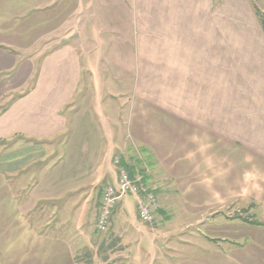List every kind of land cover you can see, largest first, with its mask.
Instances as JSON below:
<instances>
[{
    "label": "crops",
    "instance_id": "0c3cea01",
    "mask_svg": "<svg viewBox=\"0 0 264 264\" xmlns=\"http://www.w3.org/2000/svg\"><path fill=\"white\" fill-rule=\"evenodd\" d=\"M106 32L135 52L128 130L144 153L175 169L184 205L203 211L236 197L264 208V31L251 0H0V103L20 92L0 112V264H81L67 232L56 231V212L39 216L37 206L85 192L65 207L81 222L96 195L100 204L104 148L91 152L80 136L70 159L53 140L73 124L67 111L93 63L88 41L99 44ZM257 221L219 222L216 236L190 242H209V253L176 264H264ZM221 239L242 244L227 249Z\"/></svg>",
    "mask_w": 264,
    "mask_h": 264
},
{
    "label": "rangeland",
    "instance_id": "374dc122",
    "mask_svg": "<svg viewBox=\"0 0 264 264\" xmlns=\"http://www.w3.org/2000/svg\"><path fill=\"white\" fill-rule=\"evenodd\" d=\"M251 3L252 6L254 3L264 11L261 7L262 0L260 2L251 0ZM121 18L125 19L123 16ZM55 38L57 37L55 36ZM55 38H51L50 41L33 49L32 52L43 53L45 51L42 50L43 47H47L45 44L54 42ZM104 38L105 40L99 44L96 41H88V52L92 55L85 56H90L93 63L92 65L85 63V72L79 91L67 111L73 124L66 133L61 134L53 141L57 143L56 148H58L59 155L61 154L60 157L62 154H67L70 155V159L76 156L77 142L80 136L88 139L91 152L93 148H104L105 158L101 167L106 173L105 181L103 182L104 179L101 181L98 191L94 188V191L99 195V192L113 178L112 166L115 165L117 157L123 156L131 164L147 169L149 186L156 191L159 190L158 204L159 208L162 206V212L157 211L153 222H144L138 216V210L136 211L134 202L136 200L137 204L136 196L125 195L114 205L107 229L101 230L97 225L100 212L99 196L96 195L86 207L87 213L79 222L78 216L75 215L77 213L73 210H66V200L70 199L72 204L76 200L79 204V199L86 193L71 191L70 194L65 193L55 198L43 199L37 206L39 216H50L54 211L56 212V216H58L56 217V231L58 234H62L63 231L67 232L81 264H176L179 260L186 261L191 255L198 256L209 253L205 249L210 245L209 242L205 243L203 247L199 244H195L193 247L190 242L200 243L204 241L201 240L203 236H216L210 230L214 229V226L219 222L234 223L241 219V216L251 220L264 221V208L260 203L242 201L236 197L228 199V203L222 207L216 205L212 209L203 211L190 205L187 208L184 205L179 199L181 197L179 193L175 192V182H177L175 169L157 161L153 153H144L142 151L144 146L133 138L127 127L129 101H132L131 94L136 87L134 82L136 59L132 43L118 41L116 36H112L110 32H106ZM47 45L50 46V44ZM98 45L99 47L95 49ZM96 53L102 57L95 58ZM95 61L100 63L96 64ZM138 87L147 89V82H142ZM229 88L234 87L229 83ZM19 93L14 92L7 95L0 106H7ZM246 115L248 114L245 113L244 116ZM72 136L75 138L76 144L68 145L64 149L65 139ZM14 144L16 142H7L6 146L10 148ZM49 146L54 147L51 143ZM226 148L230 151L234 146L229 145ZM41 167L42 165L39 164L34 169L38 170ZM15 176L17 181L13 182V185H19V175ZM231 178L228 180L229 187L236 183L235 176ZM88 189L91 188L88 187ZM123 198L129 199L128 203L124 202L118 206ZM206 228H208V233ZM227 240L221 239L226 242L224 248L231 249L236 247L235 244H238L235 240H228V242ZM241 244L240 241L238 245ZM185 248L187 251H183ZM216 249L220 250L221 248H211V250Z\"/></svg>",
    "mask_w": 264,
    "mask_h": 264
},
{
    "label": "built area",
    "instance_id": "2783aa9c",
    "mask_svg": "<svg viewBox=\"0 0 264 264\" xmlns=\"http://www.w3.org/2000/svg\"><path fill=\"white\" fill-rule=\"evenodd\" d=\"M120 159V157H117L115 160V165L118 168L116 181L105 186L100 198V212L97 225L101 230L107 229L114 205L117 200L125 195L136 196L138 214L144 222H153L159 209L158 193L145 180L148 170L145 168L144 172L139 170L132 177L127 169L121 166Z\"/></svg>",
    "mask_w": 264,
    "mask_h": 264
},
{
    "label": "trees",
    "instance_id": "16d2710c",
    "mask_svg": "<svg viewBox=\"0 0 264 264\" xmlns=\"http://www.w3.org/2000/svg\"><path fill=\"white\" fill-rule=\"evenodd\" d=\"M253 8H254V10H255V13H256V15H257V17H258V19H259V21H260V24H261V26H262V29H263V31H264V11H262L256 4H254L253 3ZM5 108H6V106H0V112L1 111H3V110H5ZM17 141H19V138H16V139H14V140H11V142H17ZM6 145V144H5ZM142 151L143 152H146L145 151V149H143L142 148ZM121 159H120V164H121V166H123V167H125L126 169H127V171H128V173L132 176V177H134L135 176V173L136 172H138L139 170H141V171H145V169L144 168H139V167H137L135 164H131L130 162H128L123 156L122 157H120ZM148 179H149V176L148 175H145V180L146 181H148ZM112 183V182H111ZM162 211V210H161ZM241 219L242 220H244V221H252L253 222V220H249V218L248 217H242L241 216ZM257 224H260V225H264V223H261V222H256Z\"/></svg>",
    "mask_w": 264,
    "mask_h": 264
}]
</instances>
